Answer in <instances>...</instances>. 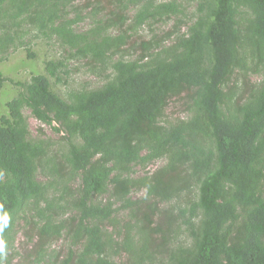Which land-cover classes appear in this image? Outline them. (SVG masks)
<instances>
[{
  "label": "trees",
  "instance_id": "1",
  "mask_svg": "<svg viewBox=\"0 0 264 264\" xmlns=\"http://www.w3.org/2000/svg\"><path fill=\"white\" fill-rule=\"evenodd\" d=\"M76 2L0 0V61L31 33L67 50L28 81L0 71V93L18 88L0 115V264H264V0ZM69 62L100 86L62 97ZM171 99L185 117L165 120Z\"/></svg>",
  "mask_w": 264,
  "mask_h": 264
},
{
  "label": "rangeland",
  "instance_id": "2",
  "mask_svg": "<svg viewBox=\"0 0 264 264\" xmlns=\"http://www.w3.org/2000/svg\"><path fill=\"white\" fill-rule=\"evenodd\" d=\"M165 1V0H161ZM85 2V0H77L74 4L75 6H80ZM106 10H110L111 8L105 3ZM191 6L189 5L188 8ZM129 10L128 12H130ZM82 16H85L86 10L81 12ZM74 13L71 14L73 16ZM103 13L100 15L102 17ZM172 26V22L170 20L160 22L156 25H152L148 27L147 25L143 26L138 32L137 35L133 36L132 40L140 41L146 40L151 35H157L158 37L162 36L164 32L170 29ZM90 27V21L88 19H84L80 23H78L75 27L77 31H84ZM26 49L30 50V53L34 54V58L27 57ZM67 55V50L64 47H61L59 43L54 39H48L46 37H38L36 38V33H31L26 46L20 47L17 50L8 51L5 59L0 61V71L9 79L14 81H28L32 74L42 72L43 62L51 59H59L64 58ZM0 57L4 58L3 55ZM68 84L65 86L57 87V92L64 97V93L67 88H84V89H93L100 86L101 81L95 77L91 72L87 70L84 62H69L68 63ZM18 88L9 82H6L3 86V89L0 93V115L5 112V102L10 98L16 95ZM24 115L27 117L28 124L33 135H37L39 129L43 132V138L54 139L58 138L52 132V129L46 125H43L36 121L33 117H31L30 111L28 109H24ZM186 113L181 105L180 100L171 99L168 103L165 113V120L171 121L175 118H183ZM162 164L161 161L155 162L148 166V171H153L157 167ZM132 197H140L142 196V192L132 194ZM18 241L23 242V239L20 235H18ZM63 241L57 242L54 244L55 249H59L60 252L65 250L63 247ZM21 245H17V248H20ZM19 251H21L19 249ZM118 260V259H117Z\"/></svg>",
  "mask_w": 264,
  "mask_h": 264
},
{
  "label": "clouds",
  "instance_id": "3",
  "mask_svg": "<svg viewBox=\"0 0 264 264\" xmlns=\"http://www.w3.org/2000/svg\"><path fill=\"white\" fill-rule=\"evenodd\" d=\"M3 206L0 205V210H2ZM10 217L7 213H4L3 215H0V232L3 231L4 227L8 226ZM7 257V251H6V243L3 239H0V261L5 260Z\"/></svg>",
  "mask_w": 264,
  "mask_h": 264
}]
</instances>
